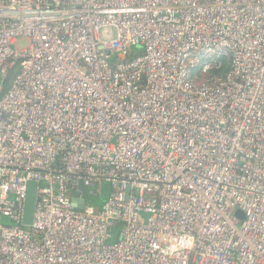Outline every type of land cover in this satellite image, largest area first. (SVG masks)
I'll return each instance as SVG.
<instances>
[{
    "label": "built area",
    "instance_id": "obj_1",
    "mask_svg": "<svg viewBox=\"0 0 264 264\" xmlns=\"http://www.w3.org/2000/svg\"><path fill=\"white\" fill-rule=\"evenodd\" d=\"M0 264H264V0H0Z\"/></svg>",
    "mask_w": 264,
    "mask_h": 264
},
{
    "label": "water",
    "instance_id": "obj_2",
    "mask_svg": "<svg viewBox=\"0 0 264 264\" xmlns=\"http://www.w3.org/2000/svg\"><path fill=\"white\" fill-rule=\"evenodd\" d=\"M37 187L38 183L36 181H29L27 183V190L24 197L23 203V216H22V225L28 227L32 224L34 212H35V205L37 201ZM80 188L82 186L80 185ZM73 195H77V193H73ZM82 201L80 204L73 203V207L82 209L84 206L85 198L82 195Z\"/></svg>",
    "mask_w": 264,
    "mask_h": 264
},
{
    "label": "trees",
    "instance_id": "obj_3",
    "mask_svg": "<svg viewBox=\"0 0 264 264\" xmlns=\"http://www.w3.org/2000/svg\"><path fill=\"white\" fill-rule=\"evenodd\" d=\"M116 59V56H114ZM231 69V59L228 53L220 54L218 60L203 74H197L194 78V82L202 81L205 79H216V78H224L225 75ZM119 226V225H118ZM118 228V227H117Z\"/></svg>",
    "mask_w": 264,
    "mask_h": 264
},
{
    "label": "rangeland",
    "instance_id": "obj_4",
    "mask_svg": "<svg viewBox=\"0 0 264 264\" xmlns=\"http://www.w3.org/2000/svg\"><path fill=\"white\" fill-rule=\"evenodd\" d=\"M106 33H107V32L104 31L102 34H103V35H106ZM18 44H19L20 46H22V45H24V42H19ZM104 188H108V185L105 184V185H104ZM103 200H104V195L98 200V204H101Z\"/></svg>",
    "mask_w": 264,
    "mask_h": 264
}]
</instances>
